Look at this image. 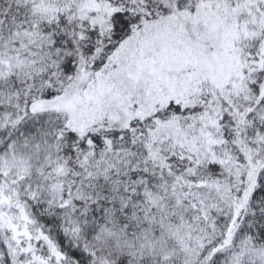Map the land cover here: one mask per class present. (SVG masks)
<instances>
[{
    "label": "snow or ice",
    "instance_id": "obj_1",
    "mask_svg": "<svg viewBox=\"0 0 264 264\" xmlns=\"http://www.w3.org/2000/svg\"><path fill=\"white\" fill-rule=\"evenodd\" d=\"M0 264H264V0H0Z\"/></svg>",
    "mask_w": 264,
    "mask_h": 264
}]
</instances>
